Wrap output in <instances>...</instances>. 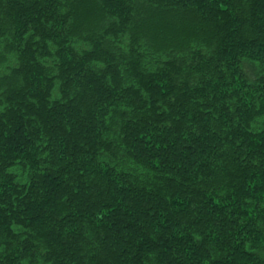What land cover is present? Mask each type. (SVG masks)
<instances>
[{
  "label": "trees",
  "instance_id": "16d2710c",
  "mask_svg": "<svg viewBox=\"0 0 264 264\" xmlns=\"http://www.w3.org/2000/svg\"><path fill=\"white\" fill-rule=\"evenodd\" d=\"M0 264H264V0H0Z\"/></svg>",
  "mask_w": 264,
  "mask_h": 264
}]
</instances>
